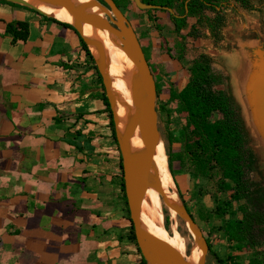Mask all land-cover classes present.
<instances>
[{"label":"crops","instance_id":"crops-1","mask_svg":"<svg viewBox=\"0 0 264 264\" xmlns=\"http://www.w3.org/2000/svg\"><path fill=\"white\" fill-rule=\"evenodd\" d=\"M17 22L25 41L7 33ZM149 53L158 74L178 70L156 42ZM91 65L70 27L0 1V264H142Z\"/></svg>","mask_w":264,"mask_h":264},{"label":"rangeland","instance_id":"rangeland-1","mask_svg":"<svg viewBox=\"0 0 264 264\" xmlns=\"http://www.w3.org/2000/svg\"><path fill=\"white\" fill-rule=\"evenodd\" d=\"M116 3L133 29L137 28L135 33L146 58L150 55V43L156 42L157 48L161 47L167 57L179 62L178 70L168 74H158L151 64L149 67L158 84L156 109L159 142L163 145L164 151L168 149L171 160L172 173L169 171V185L177 193L180 192L181 197H179L182 205L190 211L196 231L204 241L208 240L213 252L210 254L206 249H202L204 251L202 264H247L249 253L234 251L224 234V227L231 217L230 214L221 216L217 211V207L222 204L224 198L221 184L229 183V174L227 171L219 169L206 170V165H202L199 169L190 161L187 148L191 139L183 138V133L185 131L188 133L191 125L186 114L180 111L179 104L171 100L170 91L177 92L187 83L188 68L200 53L210 55L213 59L212 73L217 80L216 88L227 92L234 99L249 136L250 146L264 169V128L261 119L257 116L255 104L249 103V94L247 93L251 74L252 77L256 74L258 63L264 55V15L259 16L257 13H247L243 10L226 9L224 12L227 17V25L223 29V41L215 46L210 39H206L204 42L200 41V43L192 40L183 41L174 31L168 32L164 27H161L157 23L158 14L163 15L166 12L168 15L164 16L170 18L167 11L159 13V11L140 10L134 3L124 0H116ZM229 20H233V23H229ZM193 23H195V19H189L183 34ZM244 25L247 27L243 30ZM248 39L252 40L251 47H246L245 50L241 49V42L247 43ZM85 57L91 62L92 68L97 66L93 56L91 58L85 55ZM214 118L217 116L214 115ZM109 139L112 154L116 159L114 162L118 166L122 179L120 150L118 143L111 136V131ZM160 199L163 231L173 237V230H177L185 241L186 249L183 256L185 257L187 254L191 257L197 247V239L193 236V230L187 224L184 216L176 212L172 217L169 206L161 196ZM124 210L125 218L130 221L125 201ZM130 233L131 226L129 236ZM231 255L232 257H228ZM219 260L222 262L220 263Z\"/></svg>","mask_w":264,"mask_h":264},{"label":"trees","instance_id":"trees-1","mask_svg":"<svg viewBox=\"0 0 264 264\" xmlns=\"http://www.w3.org/2000/svg\"><path fill=\"white\" fill-rule=\"evenodd\" d=\"M114 1L116 3V0ZM141 1L172 9L174 14H170V19L174 32L183 40L186 38L210 39L215 46L223 41V29L227 25V17L224 13L226 9L264 15V0ZM116 5L118 6L117 3ZM30 10L38 13L36 10ZM189 19H195V23L190 25L189 32L182 36L181 32L188 26ZM50 20L70 27L79 38L82 51L92 58L87 45L71 25L53 17H50ZM7 33L13 36V40L25 41L28 37V25L23 22L9 24ZM212 63L213 59L210 55L200 53L188 68L187 84L177 92L171 90L170 98L179 104L180 111L186 114L191 125L189 132L183 133V138L191 139L187 148L190 161L199 169L202 165H206V170L219 169L229 174V183L221 184L224 198L222 204L217 207L218 214L221 216L226 214L231 216L224 227V234L229 245L236 252L249 253L247 264H264V169L250 146L249 136L234 99L227 92L216 88L217 80L212 73ZM94 69L101 86L100 99L108 114L111 136L117 142L113 111L102 77L98 69L96 67ZM214 115L217 118H214ZM165 153L168 157L169 171L172 173L168 149H165ZM120 168L122 170L121 163ZM121 180L123 198L127 205L123 172ZM178 195L181 197L179 191ZM184 208L192 218L190 211ZM165 220L167 222V218ZM130 239L136 243L132 224ZM205 243L207 251L212 254L208 240H205ZM219 262L222 261L219 260ZM142 264H146L143 257Z\"/></svg>","mask_w":264,"mask_h":264},{"label":"bare ground","instance_id":"bare-ground-1","mask_svg":"<svg viewBox=\"0 0 264 264\" xmlns=\"http://www.w3.org/2000/svg\"><path fill=\"white\" fill-rule=\"evenodd\" d=\"M25 1L46 15L71 25L85 40L93 58L101 67L107 95L114 114L116 133L121 138L141 110L145 87L137 76V70L127 58L118 36L115 33L99 29L89 19H86L85 22L74 20L65 13L58 0ZM91 2L92 0H71V5L84 3L86 6L80 8L79 12L92 13L102 17V11L97 6H92ZM247 93L249 94V103L255 104L258 115L264 117V55L258 63L256 74L253 77L251 74ZM144 151L145 146L136 132L130 138L128 154L134 155ZM157 188L163 190L172 217L175 216L176 212H184L178 193L169 185L168 160L161 143L158 146L157 158L149 175V183L141 208L140 223L145 230L165 240L183 255L186 249L185 241L178 231L173 230V237L163 231L162 206ZM187 224H190L189 220ZM190 228L193 230V236L197 239V247L191 257L185 255L186 262L187 264H202L204 254L202 249L205 247V242L196 231L194 224H190ZM148 264L161 263L148 260Z\"/></svg>","mask_w":264,"mask_h":264},{"label":"water","instance_id":"water-1","mask_svg":"<svg viewBox=\"0 0 264 264\" xmlns=\"http://www.w3.org/2000/svg\"><path fill=\"white\" fill-rule=\"evenodd\" d=\"M3 1L19 4L27 8L36 10L40 14L46 15L41 10L29 4L25 0ZM58 1H60V3L62 4L65 13L74 20L85 22L86 19H89L92 24L99 29L115 33L123 46L127 58L129 59L132 66L137 70V76L145 87L141 110L137 118L127 127L125 133L121 138H119L116 133L117 143L119 146L122 161L121 164L123 172L124 193L128 206L130 221L133 227L136 244L142 257L145 259L146 264H148V260H153L161 264H187L185 257L181 255L175 248H173L165 240L145 230L140 223L142 203L148 187L149 175L157 158V151L160 142L158 130V115L156 109V84L135 30L133 29L132 25L123 14V12L116 5L114 0H103L106 6L101 5L98 0H92V6H97L102 11V17H99L92 13L79 12L80 8L86 6V4L84 3L72 6L71 0ZM127 1L134 3V5L140 10L157 9L165 10L171 15L174 14V11L167 7L146 4L141 0ZM106 17H108L109 20ZM82 40L87 45L83 38ZM96 68L98 69V72L102 77L107 95V89L104 82L105 79L101 72V67L98 63ZM256 112L257 116L261 119L262 126L264 128V117L258 115V110H256ZM136 132L139 139L145 146V151L139 154L129 155V141ZM157 191L163 201L167 204V206H169L163 190L161 188H157ZM179 214L184 216L187 222L189 220V223L191 225L194 224L192 219L187 214L185 208L184 212H181ZM204 249H206L207 251L206 243Z\"/></svg>","mask_w":264,"mask_h":264},{"label":"flooded vegetation","instance_id":"flooded-vegetation-1","mask_svg":"<svg viewBox=\"0 0 264 264\" xmlns=\"http://www.w3.org/2000/svg\"><path fill=\"white\" fill-rule=\"evenodd\" d=\"M98 1H99V3H100L101 5L106 6L105 3L103 2V0H98ZM106 18L109 20L108 17H106Z\"/></svg>","mask_w":264,"mask_h":264}]
</instances>
